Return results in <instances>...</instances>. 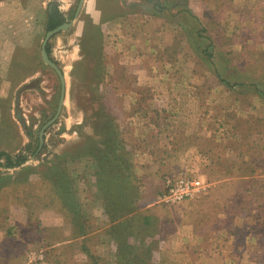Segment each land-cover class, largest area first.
Listing matches in <instances>:
<instances>
[{"label": "rangeland", "instance_id": "1", "mask_svg": "<svg viewBox=\"0 0 264 264\" xmlns=\"http://www.w3.org/2000/svg\"><path fill=\"white\" fill-rule=\"evenodd\" d=\"M79 1L0 0V153L25 160L0 167V264H264V178L249 181L258 198L249 194L233 214L234 198L227 216L256 222L260 249L244 255L236 242L229 255L223 240L195 248L193 202L206 183L192 175L190 138L187 159L179 149L197 121L241 128L249 168L264 172V124L255 120L264 114V0H83L76 14ZM55 12L69 28L45 51L64 101L40 144L60 98L41 60ZM143 129L162 136L141 146ZM98 155L114 169L112 195ZM181 179L204 191L167 203V182ZM118 192L128 213L113 220Z\"/></svg>", "mask_w": 264, "mask_h": 264}, {"label": "crops", "instance_id": "2", "mask_svg": "<svg viewBox=\"0 0 264 264\" xmlns=\"http://www.w3.org/2000/svg\"><path fill=\"white\" fill-rule=\"evenodd\" d=\"M5 68L9 69L5 70L3 68L4 71L8 72L10 70V72H13L8 65H5ZM22 80L24 81L25 78ZM123 110L126 111L124 108ZM127 111L129 112V110ZM144 112H148V110L144 109ZM260 114L261 115L255 120L264 124V114L262 112ZM244 115L245 114L243 113V116ZM131 117L132 116H130V118ZM195 125V128H192V132H189L188 136L185 135V132L183 134L181 132V137H183V139H181V148H179L180 153L183 154V160L187 159V146L185 145L188 142V138H190L189 140L192 146L190 156L192 161V175L206 183L204 196L193 202L195 209V215H193H197L198 220L196 224L197 227L192 225V233L201 234L202 236L200 238V235H196L192 239L190 237L192 242L191 246L196 248L202 246L201 244L203 241L223 240L225 242L224 249L227 253L229 252V255H232L233 252L236 251L234 248L236 242L241 244L239 253L244 252L243 254L245 255V253H248L249 249V252L256 253V251L260 249L257 247V242L262 240L260 236H257L256 222H250L249 224L247 220L244 221L241 217H233L232 219H229L227 216L232 215L231 209L233 207L232 201L234 198L237 199V197H239L238 201L240 202L235 205L233 214H236L238 209L244 208L243 203L248 201L249 194H251L252 198H258L253 194V191L256 193L255 190L252 192L250 191L249 181L252 183H258V178H264V172L261 171L257 173L256 170L258 169L249 168L248 165L250 162H253V160H250L248 163V146L245 141L246 139L242 138L244 131L242 132L241 128L239 132H237L236 127L229 132L228 130H225V128L222 130L217 129L215 131L211 129L207 130L204 127L201 128L198 121ZM263 129L264 127L262 130ZM221 133H223V139L217 138L219 141H214V134H218L219 137ZM136 136L141 139L139 142L140 145L145 146L146 140L151 139L154 136L155 138L157 136L160 137L162 134L159 135L157 131L151 132V130L146 131L143 129V131L139 132ZM185 139H187V141H184ZM203 146H206L204 147L206 148L205 151ZM258 162L259 161L256 163ZM260 188L261 187L259 186L258 189L260 190ZM236 206H238V208ZM255 208H258V206H255ZM205 210H207V212H201ZM199 216L201 217L198 218ZM206 221L207 225L208 222H211L210 225H216V227H201ZM245 222L254 226L248 228L246 227L247 224ZM201 252L203 253V251ZM234 254L237 253L235 252Z\"/></svg>", "mask_w": 264, "mask_h": 264}, {"label": "trees", "instance_id": "3", "mask_svg": "<svg viewBox=\"0 0 264 264\" xmlns=\"http://www.w3.org/2000/svg\"><path fill=\"white\" fill-rule=\"evenodd\" d=\"M64 22L63 20V16L58 13V12H55L50 20H49V29L50 30H54L56 29L57 27H59L60 25H62ZM47 52V50H46ZM48 53V52H47ZM107 140H109L111 137H110V134H107ZM111 145H112V142H111ZM105 157V156H104ZM100 156L98 155V158L96 157V163L98 165V171H99V174H101V176L103 175V173L107 174L108 175V172L110 173L111 177L108 178L109 181H112V186H115V187H112V188H109V189H106V190H103L106 194L108 195H112L114 194L115 189H117L118 191V187L116 186V176L115 174L113 173L114 169H111L109 168L108 166L110 165V160H108L107 158L105 159L106 162L105 163H101V160H100ZM0 161H4L3 164H1L0 162V167H3V168H6V169H12V168H15V167H18L20 165H22L25 160H23L22 158H17L15 159L14 161L11 159V157L6 154V153H0ZM113 164V162H112ZM106 169V170H105ZM108 171V172H107ZM133 176V175H132ZM130 174L126 175L125 176V179L128 180L127 183H129L130 179H133ZM102 182H99V186ZM119 193V198L117 199V201H115V203H113V205H111L108 209V213L111 214V215H115V217H113V220H115L117 217L116 216H122L125 214L128 213V210H124V208L126 209L128 207V202H127V195L123 196L121 195L120 193L121 192H118ZM130 203V202H129Z\"/></svg>", "mask_w": 264, "mask_h": 264}, {"label": "built area", "instance_id": "4", "mask_svg": "<svg viewBox=\"0 0 264 264\" xmlns=\"http://www.w3.org/2000/svg\"><path fill=\"white\" fill-rule=\"evenodd\" d=\"M204 186L198 180L181 179L173 182H167L165 201L170 204H178L186 199H192L201 194Z\"/></svg>", "mask_w": 264, "mask_h": 264}, {"label": "water", "instance_id": "5", "mask_svg": "<svg viewBox=\"0 0 264 264\" xmlns=\"http://www.w3.org/2000/svg\"><path fill=\"white\" fill-rule=\"evenodd\" d=\"M83 3V0H80L79 1V4H78V7H77V12L76 14L79 12L80 8H81V5ZM69 28V25L68 24H62L61 26L57 27L56 29L48 32L45 36V39L42 43V47H41V60L42 62L47 66L49 67L51 70H53L56 75L58 76L59 78V82H60V86H61V89H60V98H59V102H58V106H57V110H56V114L55 116L53 117L52 120H50L43 128L42 130L40 131L39 133V142L40 144H42V136H43V133L45 131V129H47L49 126H51L55 120L58 118L60 112H61V109L63 107V101H64V92H65V82H64V78L61 74V72L57 69V67L55 66L54 63H52L48 56H47V53L45 51V46L47 44V41L49 40V38H51L52 36H54L55 34L59 33V32H63L65 30H67Z\"/></svg>", "mask_w": 264, "mask_h": 264}]
</instances>
